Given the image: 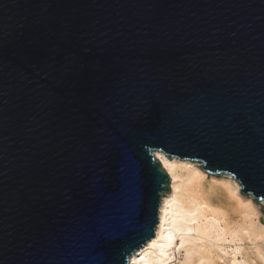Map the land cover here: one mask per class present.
<instances>
[{"label": "water", "instance_id": "95a60500", "mask_svg": "<svg viewBox=\"0 0 264 264\" xmlns=\"http://www.w3.org/2000/svg\"><path fill=\"white\" fill-rule=\"evenodd\" d=\"M156 150L264 211V0H0V264H128Z\"/></svg>", "mask_w": 264, "mask_h": 264}, {"label": "bare ground", "instance_id": "6f19581e", "mask_svg": "<svg viewBox=\"0 0 264 264\" xmlns=\"http://www.w3.org/2000/svg\"><path fill=\"white\" fill-rule=\"evenodd\" d=\"M157 153L165 159H159ZM154 154L170 175V191L162 196L155 236L130 256L128 264L133 259L137 264H199L200 260L206 264H232L233 259L261 264L262 202L237 192L236 186L241 188V184L231 174L209 173L197 161L176 156L169 159L160 150ZM189 164L192 167H187ZM169 233L173 236L171 241ZM181 238L183 248L179 247Z\"/></svg>", "mask_w": 264, "mask_h": 264}, {"label": "snow or ice", "instance_id": "6c2138e0", "mask_svg": "<svg viewBox=\"0 0 264 264\" xmlns=\"http://www.w3.org/2000/svg\"><path fill=\"white\" fill-rule=\"evenodd\" d=\"M158 157H159V159H161V160H164L165 158L163 157V156H161L159 153H157L156 154ZM165 166L166 167H171V166H169L168 164H167V161H165ZM187 167H192V165H187ZM215 183V182H214ZM226 187H227V185H225ZM245 188H246V186H245ZM240 190V185H237L236 186V191L238 192ZM236 195V193L234 192L233 193V196H235ZM261 200L262 201H264V197H261ZM248 204H251V201H248ZM168 239L171 241L172 239H173V236H172V234L171 233H169V236H168ZM152 245L153 246H155L156 245V241L155 240H153L152 241ZM179 247L180 248H183L184 247V240H183V238H181V242H180V245H179ZM179 250V249H178ZM140 259H143V257H141ZM130 264H137V261L135 260V259H133L131 262H130Z\"/></svg>", "mask_w": 264, "mask_h": 264}, {"label": "clouds", "instance_id": "9594fccd", "mask_svg": "<svg viewBox=\"0 0 264 264\" xmlns=\"http://www.w3.org/2000/svg\"><path fill=\"white\" fill-rule=\"evenodd\" d=\"M236 252H239L240 249H236ZM259 259L261 261V264H264V252H260V256ZM163 264H167V262H163ZM199 264H206V262L204 260H200ZM232 264H257L256 260H251L249 262H245V261H237L235 259H233Z\"/></svg>", "mask_w": 264, "mask_h": 264}, {"label": "rangeland", "instance_id": "374dc122", "mask_svg": "<svg viewBox=\"0 0 264 264\" xmlns=\"http://www.w3.org/2000/svg\"><path fill=\"white\" fill-rule=\"evenodd\" d=\"M263 209V208H262ZM263 211V210H262ZM263 214H264V212H263Z\"/></svg>", "mask_w": 264, "mask_h": 264}]
</instances>
